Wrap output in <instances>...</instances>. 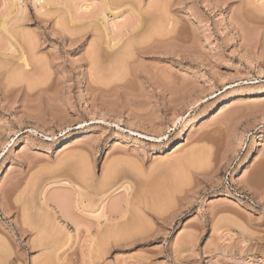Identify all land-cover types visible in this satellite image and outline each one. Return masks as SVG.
Masks as SVG:
<instances>
[{"label": "rangeland", "instance_id": "1", "mask_svg": "<svg viewBox=\"0 0 264 264\" xmlns=\"http://www.w3.org/2000/svg\"><path fill=\"white\" fill-rule=\"evenodd\" d=\"M112 1L0 0V264H264V0Z\"/></svg>", "mask_w": 264, "mask_h": 264}, {"label": "bare ground", "instance_id": "2", "mask_svg": "<svg viewBox=\"0 0 264 264\" xmlns=\"http://www.w3.org/2000/svg\"><path fill=\"white\" fill-rule=\"evenodd\" d=\"M38 1H39V0H38ZM42 1H44V0H42ZM111 1H112V0H111ZM116 1H118V0H116ZM119 1H120V0H119ZM112 2H113V1H112ZM118 3H119V2H118ZM116 4H117V2H116ZM117 8H118V6H117ZM154 8H155V7H154ZM65 9H66V8H65ZM152 9H153V8H152ZM112 10H113V9H112ZM158 10H159V9H158ZM114 11H115V10H114ZM146 11H147V10H146ZM151 11L153 12L154 9L151 10ZM134 12H135V11H134ZM102 13H103V12H102ZM149 13H150V12H149ZM149 13H148V14H149ZM153 13H154V12H153ZM158 13H159V12H158ZM134 14H135V13H134ZM145 14H147V12H146ZM148 14H147V15H148ZM151 14H152V13H151ZM156 15H160V14H156ZM134 16H135V15H134ZM148 16H149V15H148ZM153 17H154V16H153ZM146 18L148 19V17H146ZM131 19H132V18H131ZM134 19H135V18H134ZM141 19H142V18H141ZM129 20H130V19H129ZM129 20H128V22H127L128 24L126 23L127 25H131ZM135 20H136V19H135ZM134 22H136V21H134ZM153 22H155V20H153ZM156 23H157V22H156ZM156 23H155V25H156ZM138 24H139V23H138ZM147 24H148V23H147ZM149 25H150V24H149ZM158 25H159V24H158ZM101 26H102V25H101ZM113 26H114V25H113ZM115 26H116V24H115ZM115 26H114V27H115ZM122 26H124V25H122ZM122 26H121V27H122ZM141 26H144V25H141ZM145 26H146V25H145ZM150 26H151V25H150ZM161 26H162V25H161ZM134 27H135V24H134V23H133L130 27H126V28H125V26H124V28H125L124 31H123V29L120 28V27H119L120 30H119V28H118V30H119V31H118V30H117V27H115V28H116V31H115L116 35H117V33H118V35H117V37H116L117 40H118V41H119V40H122V38L126 35L125 32H127V31L134 32V31H133ZM101 28H102V27H101ZM148 28H149V27H148ZM156 28H157V27H156ZM159 28H161V27H159ZM135 29H137V27H136ZM135 29H134V30H135ZM142 29H147V28H142ZM152 29H153V28H152ZM152 29H149V31H147V32H148V33H149L150 31L156 32L154 29H153V30H152ZM157 29H158V28H157ZM103 30H104V29H103ZM117 31H118V32H117ZM140 31L142 32V30H140ZM104 32H105V31H104ZM131 32H128V33H130V34H128V35H130V38L128 39L129 41H131V39H132V38H131V37H132V36H131V35H132ZM147 32H144V33L148 35ZM124 34H125V35H124ZM140 34H141V33H140ZM149 34H154V33H149ZM123 35H124V36H123ZM122 36H123V37H122ZM114 37H115V35H114ZM114 37H113V41H114V39H116V38H114ZM139 37H140V35H139ZM141 37L144 39V41L146 40L145 37H144L143 35H142ZM150 37H151V36L148 35V37H146L147 40H148V38H150ZM125 38H126V37H125ZM111 39H112V38H111ZM111 39H110V41H111ZM133 39L136 40V39H135V36H134ZM143 39H142V42H144ZM150 39H151V38H150ZM138 40H139V38L137 37V44L139 45V43L141 42V38H140V41H138ZM120 42H121V41H120ZM126 42L129 43L128 41H126ZM126 42H125V43L122 42L121 46H118L119 44H115V45H117L118 47H121L120 49H118L117 47H116L117 49L114 48V49L117 50V52L115 51L116 53L122 52V53H119V55L121 54V57H119L118 54H114V56H112V60H113L112 63H113V64H121V65H119L120 67H121L122 65H123V66L125 65L124 62H126L125 60L128 58V57H127L128 54L131 53V52L133 51V49L131 50L130 47H128L129 45H130L131 47H132L133 45H132V44H129V45L127 44V46H126ZM131 42H132V41H131ZM131 42H130V43H131ZM134 42H135V41H134ZM134 42H133V44H134ZM138 42H139V43H138ZM118 43H119V42H118ZM123 43L125 44V46H126L127 48H126L125 46H123ZM145 43H146V42H145ZM108 44H109V43H108ZM135 44H136V42H135ZM105 45H106V44H105ZM111 45H112V44L107 45V46H108V49H109V47H110V49L112 48ZM93 46H94V45H93ZM97 46H98V45H97ZM122 46H123V47H122ZM95 47H96V46H95ZM113 47H114V45H113ZM92 48H93V47H92ZM123 48H124V49H123ZM128 48H129V49H128ZM134 48H135V45H134ZM127 49H128V50H127ZM96 50H99V48H96ZM118 50H120V51L118 52ZM129 50H130L131 52H128ZM137 50H139V49H137ZM143 50H144V49H143ZM93 51H94V49H93ZM101 51L104 52V50H101ZM90 52H91V51H90ZM94 52H95V51H94ZM97 52H98V51H96V53H97ZM107 52H108V51H107ZM111 52H112V51H111ZM113 52H114V50H113ZM92 53H93V52H92ZM92 53H91V54H92ZM125 53H126L127 56L125 55ZM108 54H109V53H108ZM112 54H113V53H112ZM132 54H133V53H131V56H132ZM97 55H98V53H97ZM100 55H101V54H100ZM100 55H99V56H100ZM116 55H117L118 57H116ZM93 56H94V54H93ZM93 56H92V57H93ZM124 56H126L127 58L125 59ZM114 57L117 58V59L115 58L116 61H115V59H113ZM96 58H97V57H96ZM100 58L103 59L102 57H100ZM93 60H94V58H93ZM97 60H98V58H97ZM106 61H107V60H106ZM109 61H110V59H109ZM123 61H124V62H123ZM117 62H119V63H117ZM100 63H101V62H100ZM102 63H103V61H102ZM109 63H111V62H109ZM109 63H108V64H109ZM96 64H97V63H96ZM96 64H95V65H96ZM108 64H107V65H108ZM113 64H112V65H113ZM99 65H100V64H99ZM100 66H101V65H100ZM119 66H118V67H119ZM16 67H17V66H16ZM16 67H15V68H16ZM109 67H110V66H109ZM109 67H108V69H109ZM113 67H114V66H113ZM120 67H119V68H120ZM116 68H117V66H116ZM125 68H127V67H125ZM125 68H124V69H125ZM114 69H115V67L113 68V70H114ZM120 69H122V68H120ZM16 70H17V69H16ZM115 70H116V69H115ZM117 70H118V69H117ZM118 71H119V70H118ZM14 72H15V71H14ZM108 72H109V71H108ZM123 74H124V72H123ZM244 171H245V170H244ZM243 173H244V172H243ZM93 183H95V182H93ZM44 196H45V195H44ZM22 200H23V198H22ZM100 204L102 205V206H100L101 210H100V212H98L97 215L99 216V215L101 214V212H102V214L104 213V215H106V214H105V211H104V209L106 208L104 201H103L102 203H100ZM26 205H27V204H26ZM23 206H24V205H23ZM114 206H115V205H114ZM117 206H119V205L116 204V206L113 207V209L116 210V209H117ZM98 207H99V206H98ZM120 208H121V207H119V208H118L119 210H118V209H117V210H118V211H121ZM24 210H25V209H24ZM96 210H97V209H96ZM122 210H123V209H122ZM27 211H28V209H27ZM106 211H107V210H106ZM118 211H116V212L113 211V213H118ZM121 212H123V211H121ZM121 212H119V213H121ZM124 213H125V212H124ZM97 215H96V216H97ZM26 217H28V216H26ZM128 223H129V222H128ZM121 226H122V225H121ZM113 227H114V225H113ZM113 227H112L111 230H113ZM116 227H117V226H116ZM118 228H120V227H118ZM118 230H119V229H118ZM117 232H118V231H117ZM119 233H120V231H119ZM111 234H112V233H111ZM114 234H115V233H114ZM112 236H114V235H112ZM40 240H41V239H40ZM44 242H45V241H44Z\"/></svg>", "mask_w": 264, "mask_h": 264}, {"label": "built area", "instance_id": "3", "mask_svg": "<svg viewBox=\"0 0 264 264\" xmlns=\"http://www.w3.org/2000/svg\"><path fill=\"white\" fill-rule=\"evenodd\" d=\"M225 179H226V183L229 185V187H230V189L232 190V192L236 193L237 195H241V196L244 195L242 192H239L236 188L233 187V185L231 184V183H232V180H231L229 174H227V175L225 176ZM244 196L248 197L247 194L244 195ZM248 198H249V197H248ZM250 200H251V199H250ZM251 201H252V200H251Z\"/></svg>", "mask_w": 264, "mask_h": 264}]
</instances>
